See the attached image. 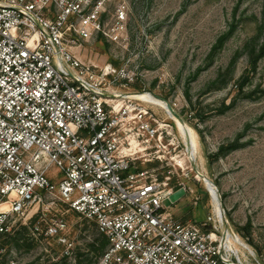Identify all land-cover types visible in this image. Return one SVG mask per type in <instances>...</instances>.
<instances>
[{"label": "built area", "instance_id": "obj_1", "mask_svg": "<svg viewBox=\"0 0 264 264\" xmlns=\"http://www.w3.org/2000/svg\"><path fill=\"white\" fill-rule=\"evenodd\" d=\"M110 1L0 0V229L52 199L104 235L98 264H254L255 251L209 190L206 220L183 221L164 201L180 188L195 205L200 197L170 175L138 169L136 152L121 148L134 139L126 136L132 121L149 146L159 129L148 106L118 101L125 94L116 85L133 80L126 67L82 56L98 34L122 39L128 8L118 0L106 28ZM52 166L63 175L59 184L48 177ZM67 228L57 218L45 236L70 246Z\"/></svg>", "mask_w": 264, "mask_h": 264}, {"label": "rangeland", "instance_id": "obj_2", "mask_svg": "<svg viewBox=\"0 0 264 264\" xmlns=\"http://www.w3.org/2000/svg\"><path fill=\"white\" fill-rule=\"evenodd\" d=\"M117 1L105 7L106 28L115 22ZM121 1L128 8L122 39L98 34L82 52L84 59L126 67L133 80L116 85L125 94L118 101L144 104L157 118L151 146L132 121L126 136L134 139L121 148L136 152L138 169L170 175L172 184L200 197L195 205L189 192L169 207L183 221L206 220L210 191L229 226L255 251L253 263L264 264V0ZM62 176L56 166L48 171L56 184ZM61 217L70 246L45 236ZM106 241L68 203L46 199L7 218L0 264H98Z\"/></svg>", "mask_w": 264, "mask_h": 264}, {"label": "water", "instance_id": "obj_3", "mask_svg": "<svg viewBox=\"0 0 264 264\" xmlns=\"http://www.w3.org/2000/svg\"><path fill=\"white\" fill-rule=\"evenodd\" d=\"M167 106L169 110L174 114V116H176L179 120H181L179 114L174 110V108L169 103H167ZM185 194H186L185 190L183 188H180L176 190L173 194H171L170 197L164 201V203L167 207H170L173 203L181 199Z\"/></svg>", "mask_w": 264, "mask_h": 264}, {"label": "bare ground", "instance_id": "obj_4", "mask_svg": "<svg viewBox=\"0 0 264 264\" xmlns=\"http://www.w3.org/2000/svg\"><path fill=\"white\" fill-rule=\"evenodd\" d=\"M196 178L198 179V180H200L201 179V177H200V174L199 175H196ZM213 186L215 187V189H216V186L213 184ZM1 207H5V204H2L1 205ZM217 209L220 211V209L217 207Z\"/></svg>", "mask_w": 264, "mask_h": 264}, {"label": "trees", "instance_id": "obj_5", "mask_svg": "<svg viewBox=\"0 0 264 264\" xmlns=\"http://www.w3.org/2000/svg\"><path fill=\"white\" fill-rule=\"evenodd\" d=\"M106 246H107V241L105 242V248H106ZM105 248H104V250H105Z\"/></svg>", "mask_w": 264, "mask_h": 264}]
</instances>
